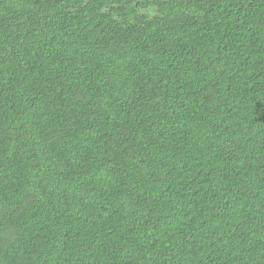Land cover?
Listing matches in <instances>:
<instances>
[{
    "label": "trees",
    "instance_id": "trees-1",
    "mask_svg": "<svg viewBox=\"0 0 264 264\" xmlns=\"http://www.w3.org/2000/svg\"><path fill=\"white\" fill-rule=\"evenodd\" d=\"M0 264H264V0H0Z\"/></svg>",
    "mask_w": 264,
    "mask_h": 264
}]
</instances>
